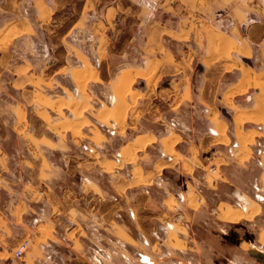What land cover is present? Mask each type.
Instances as JSON below:
<instances>
[{
	"label": "crops",
	"instance_id": "0c3cea01",
	"mask_svg": "<svg viewBox=\"0 0 264 264\" xmlns=\"http://www.w3.org/2000/svg\"><path fill=\"white\" fill-rule=\"evenodd\" d=\"M82 33L91 35L90 51L84 50L75 37ZM36 36L40 42L46 40L44 45L49 49L50 64L58 61L55 56L57 48H72V54L79 63L71 67L69 75L75 84H71V87L75 94H80L82 98L84 96L85 100L88 82L95 79L100 71V66H95L96 62L105 61L108 70L114 73L124 53L136 49L141 54L143 59L135 66L124 68L112 84L111 105L96 109L94 116L101 120L119 119L117 121L121 123L131 118L137 99H140L141 104L142 92H148V84L158 68L168 72L162 77L163 89H168L170 82L175 79L190 77L191 82L185 86L182 101L174 106L178 99L174 92L170 94L173 101L169 105L171 110L178 112L186 105L194 102L199 104L204 111L203 121H197L196 124L200 134L194 135L195 118L191 111L189 123L193 135L189 139L180 133L160 135L154 128L127 138L115 150L119 157L111 153L103 160H88L78 153L73 156L74 164H67V155L58 152L65 160L60 159L57 166L52 165L59 173L58 177H49L46 170L50 158L44 155L41 163L46 164L42 166L46 170L40 172L48 178L45 183L48 189L42 191L46 196L40 202L39 199L33 202L24 200L25 188L20 190L17 187L18 181L23 179L17 167L24 162L30 169L34 163L32 159H21L23 155L16 148V143H21L22 139L31 140L32 133L25 132L23 136H18V128H22L24 133L29 125H33V122H29L27 106H34L36 93H33L31 78L34 76L33 60L31 57L23 59L21 54L23 46L30 41L34 43ZM202 41L206 49L201 59L184 61L185 55L190 53L189 46L194 47ZM174 44L184 47L175 51ZM184 62L187 66L183 65ZM213 70L220 75L222 85L221 91L218 93V89L215 94L217 98L212 101L213 106L216 100L218 102L219 120L210 116L212 106L210 108L207 105L208 100L194 99L192 88L197 72L205 76ZM263 72L264 0H0V174L10 166L11 174L15 173L13 180L16 179L12 181V186L0 183V264H15L14 252L27 239L30 245L20 258L21 264H99L98 256L104 258L102 264H113V249L118 246L116 241L122 243L130 240L136 243L134 246L137 247H133L132 253L140 260V264H165L161 258L156 259L153 254L146 253L141 246L153 249L151 239H156V243L160 240L162 245H171L172 231L183 241V231H178L177 224L190 218L192 211L200 207V203L197 208L190 204L193 192L190 187L196 186L193 183L195 173L204 175L203 183L211 189L210 186L215 188L217 184L213 179L209 180L210 173L206 169L209 170V166L219 158L215 156L217 152L228 153L231 159L220 162V170H228L230 166L239 163V153L235 150L230 154L227 146L239 142L242 149H246L247 144L243 146L238 136L241 134L245 137L240 125L249 117L255 121L264 119V93L263 96L261 94L264 92L261 87L264 82ZM53 75L63 74L55 71ZM137 79L141 82L138 87L135 86ZM238 84L241 86L237 89ZM253 84L258 86V92L252 89L240 97V100L244 99L243 104L250 108L232 111L226 95L230 97L235 91ZM240 100L237 98V101ZM62 104H56L55 109L62 108ZM73 105L71 110L77 118L53 121L52 129L46 126L53 135L47 131L38 140L51 139L53 143H60L62 140L58 132L63 130L74 135L80 134L89 122L88 118L82 116V108L86 107V103ZM49 108L54 110L51 106L46 110ZM125 108L126 111H123ZM225 110L230 116L224 115ZM255 113L261 118L258 119ZM116 116L119 118L116 119ZM225 125L233 130L231 141L212 143L215 138L225 140ZM248 125L256 127L257 124ZM210 129L217 133H212ZM147 137H150L149 140ZM204 138H209L211 145L208 149H201L204 152L200 158L202 166L197 165L193 170L186 171L182 165H172L175 149L184 153L190 142H196L201 147ZM260 140L264 141V138L258 139V142ZM124 151H128L127 154ZM135 154L138 157L137 163ZM125 159L130 160L126 161L127 165L123 164ZM70 160L69 157L68 162ZM29 177L34 178L32 175ZM177 179L180 185L176 183ZM48 182H54V192ZM262 187L264 189V185ZM178 192L183 193V201L177 198ZM250 201L258 207L262 203L259 199ZM177 211L184 214L182 221H175ZM168 224L173 226L164 229ZM115 227H119L118 230ZM159 250L158 247L156 254L162 256ZM140 254L147 255L150 263L142 261ZM95 255L98 256L94 258Z\"/></svg>",
	"mask_w": 264,
	"mask_h": 264
},
{
	"label": "rangeland",
	"instance_id": "374dc122",
	"mask_svg": "<svg viewBox=\"0 0 264 264\" xmlns=\"http://www.w3.org/2000/svg\"><path fill=\"white\" fill-rule=\"evenodd\" d=\"M75 37L79 42H81L84 50L90 51L91 47L89 41L91 39V35L88 33H82L77 34ZM45 42V39H42L40 42L36 36L34 37V43L33 41H30L28 45L23 46L21 54L23 59H27V57L29 59V57H31V60H33L32 67L34 69V76L31 78L33 79V93H36L34 95V106H27V108H29V122H33V125H29L28 129L25 130L24 133H22V128H18V136H23L25 132L28 134L32 133L33 136L31 134V140L27 138L26 140L22 139V142L19 144L16 143V148L21 150V154L23 155L21 159L23 161H29L32 159L34 163L33 166L30 164V169L25 166L24 162H21L22 165H18L17 167L18 173L23 176L22 181H18L17 187H19L18 189L20 190L25 188L23 195L24 200L28 199V201L30 200L33 202L36 199H39L40 202L43 201L46 196L45 193L42 194V191H47L48 189V187L45 186L48 178L45 176L43 177V173L40 172L41 170H46L45 167H43L44 169L42 168V166H45L46 164L44 163V165H42L41 163L44 155L50 158V167L48 166V171L46 170V172H49V177H58L59 173L54 167H52V165L54 164L57 166L60 159L65 161L63 160V155H58V152L67 155L65 157L67 164H74L73 156H77L78 153H80L79 155L83 158L87 157L88 160H103L111 153L120 156L115 150L119 149L121 145L125 143L124 141L128 140L127 138H133L152 129L158 130L160 135H174L173 133H180L189 139L192 138L193 135L192 127H190L191 122L189 123V120H191V111L193 112V116L195 118L194 121L196 130L194 135L196 136L200 134V132L197 131L196 124L197 121H203L204 111L199 104L194 102L192 105H186L183 107V110L180 108L178 112L171 110L169 105L172 104L173 96L171 95L174 92L178 95V99L176 103H174V106L177 105L178 102L182 101L185 86L187 82H191L190 77L187 79H182L183 77H180L181 79H175L170 82L171 85L168 89H163L161 87L162 77L164 73L168 72L165 69L158 68L153 72V79L148 84V92H142V103L140 104V99H137L131 118L129 117L121 123L117 120H111L110 118L107 120H101L94 116L96 109L111 105L113 101L111 92L112 84L116 81L118 74L124 68L128 66H135L143 59L141 54L136 49H131L130 53H124V56L120 58V63L118 64V67H116L117 69H115L114 73L113 71L111 72L108 70V66L105 61L101 63L96 62L97 65L95 66H100V71L95 79L88 82L86 88L87 98L85 100L84 96L82 98L80 97V94H75L71 87V84H75L69 73L71 67L79 63V61H76L72 54V48H57L55 56L58 61L56 64H50L48 57L49 49L44 45ZM203 43L204 42L202 41L199 45L195 44L194 47L189 46L190 53L185 55L184 61L187 62L189 59L192 61H195V59L200 60L203 54H205L206 49ZM182 47L184 46L181 44H174L173 49L175 51H179ZM132 54L137 56H133ZM144 54L148 55L147 53ZM183 65L187 66L185 62ZM228 67L232 68V66ZM55 71H60L63 75H53ZM199 73L200 71L195 74L193 81L194 85H192V88L194 89V99L204 98L208 100L207 105L210 108L212 106L210 109V116L213 115L212 117H214V120H219L216 106L218 102L216 100L214 106L213 102L214 99L217 98L215 95L217 94V90L220 89L218 90V93L221 91L222 85H220V75H217L215 70H213L210 75L205 76L200 75ZM140 83L141 82L137 79L135 86H140ZM261 87L264 89V82L261 84ZM252 89L257 90V92L259 90L258 86L253 84L242 90L235 91L230 97H227L226 95L227 102L232 107V111L238 112L240 109L245 110L250 108V106L243 104L244 99L240 100V97H243ZM39 91L43 94L41 92L39 93ZM237 98H239L240 101H237ZM62 102V108L55 109L57 108L55 105L59 104L58 106H61ZM82 102L86 103L82 116L84 118H88L89 122L82 128L80 134L74 135L71 132L63 130L58 132V137L62 140L60 143H53L51 139L50 141L44 139L42 141L38 140L44 132L48 131L52 134L46 126H49V128L52 129L51 123H53V121L72 120L77 118L71 109L74 108L73 104ZM53 103L55 104L53 105ZM49 106H51L54 110L49 108L47 111L46 108ZM224 115L230 116L226 110ZM154 123L157 124V128ZM252 123L257 124L256 127L248 125ZM240 126L242 134L245 136L244 140H241L244 142L242 145L245 146V144H247V148L242 149L240 143L236 142L237 148L235 149V152L239 153V163H235V165L230 166L228 170L224 169L227 176L224 179H229L230 184H234L236 187L248 191L251 187L250 183L255 180H257L261 186L264 185V149L260 152L255 149L259 143L258 139H261L262 137L264 138V120L255 121L245 119ZM225 128V140L215 138L212 143L217 141L228 143L231 141V131L233 130H229L227 125H225ZM240 137V139H242V135H240ZM170 138L173 139V137ZM76 139H79V141ZM74 140H76V142ZM178 140H180V137ZM210 145L211 143L209 142V138H204L201 147L196 142H190L187 144L186 152L184 153L175 149L172 154V156L175 157L172 165H175V167L182 165L183 169L186 171L190 169L193 170V168L197 167V165L202 166L200 158L204 152H202L201 149H208ZM190 146H192V148L189 150ZM137 152L138 151H136V153ZM228 155V153L226 155L224 152H217L215 156L219 158L214 160L215 165L220 167V162H225L226 160L231 161ZM69 157L72 160L68 162ZM135 158L137 163L138 157L136 154ZM7 159H9V156ZM126 161L130 160H123V164H125ZM16 163L17 162H15V164ZM9 167L7 166V171L0 174V183L12 186V181L15 182L16 179L13 180L15 173L11 174ZM206 171L210 173L208 169H206ZM13 172H15V170H13ZM31 175L34 176V178L29 177ZM219 176L220 172L217 174L210 173L208 175L210 181L214 178L218 179ZM194 179L195 181H193V183L195 184L198 179L196 177H194ZM159 183L163 184L162 181ZM49 185L52 192H54V182H50ZM210 187L211 189H214L213 186ZM228 187L229 186L226 183H219L218 187H215L217 188L215 192L225 194L229 190ZM190 188L193 191L191 198L192 201L190 204L191 206L197 208L199 206L198 196L201 193L197 189V186H195V188L191 186ZM213 195L214 194L211 193L208 202L198 208L195 213H192L193 215L191 216L190 221L194 226L193 230L186 226V220L177 224L178 231H183V241L178 237L175 231H172L170 236L171 245H162L160 244V240H157L158 243H156V239H151V242L154 244L153 249L149 246L140 245L142 249L145 250L146 253L149 252L153 254L156 259L161 258V262L165 264H175V261H180L182 264H264V243L261 240L264 233V204L259 203L260 208L258 207V212L251 218L245 216L244 218L241 217L238 219L239 222L236 224L229 223L222 220L223 212L226 210L232 211L237 209H235L233 204L231 205L229 202L222 203L219 209H217L221 212V216L219 217L217 213H213L214 208H216L218 204L219 198ZM18 196L19 194H17V197ZM245 218L246 220L249 219L248 223L243 220ZM118 228L119 227H115V230H118ZM180 233L182 232H178V234ZM163 238H165V236ZM117 242L118 241H116V245L118 246H114L113 249V264H140V260L135 258L132 253L133 247H137L134 246L136 245L135 241L130 240L129 242ZM158 247L160 248L159 251L162 256L156 254ZM251 249L256 250L258 255V258H256L257 261L248 254V250ZM170 255L172 256L170 257ZM96 256L98 255L93 257L96 258ZM15 259V264H21V259L16 257ZM103 259V257L98 256L99 264L104 263ZM54 263L57 262L54 261Z\"/></svg>",
	"mask_w": 264,
	"mask_h": 264
},
{
	"label": "flooded vegetation",
	"instance_id": "af4514ba",
	"mask_svg": "<svg viewBox=\"0 0 264 264\" xmlns=\"http://www.w3.org/2000/svg\"><path fill=\"white\" fill-rule=\"evenodd\" d=\"M210 131L214 134L217 133L216 131H214L212 129H210ZM236 148H237L236 143H231L227 146V151L230 154H233ZM262 149H264V141L260 140L259 144L256 146V150L258 152H260ZM219 172H220L219 178L218 179L214 178L213 182L217 184L216 187H218L219 183L220 184L226 183L229 186L228 187L229 190L225 194H220V193L215 192L217 190V188L208 189L207 186L205 185V183H203L204 175L195 173V177L198 179L197 183L196 182L195 183H196L197 189L201 193L198 197L200 207L202 205H205L208 202L211 193L214 194L213 196L219 198L218 204H217L216 208H214V210H213V213L214 212L217 213L219 215V217L221 216V212H220V210H217V209H219L220 205L222 203H225V202H229V203H231V205L233 204V207H235V209H240V211H242L243 215H245V216L249 213L248 210H250L251 206L254 204L250 201V199H252L254 201L259 199L264 204V189L257 180L250 183L251 184L250 190L245 191L239 187H236L234 184H230L229 180H227V179L225 180L224 178L226 177V174H225L224 170H220ZM178 181L180 182V180L177 179L176 183L179 184ZM223 182H225V183H223ZM203 185H204V187H203ZM177 198L180 201H183L184 200L183 193L178 192ZM197 210L198 209L193 210L194 212L192 211V213H195ZM192 213H191V216L193 215ZM191 216H190V218H191ZM184 218H185L184 214H182L180 211H177L174 219H175V221H182ZM190 218L186 219V222H187L186 226L189 229L191 228L193 230L194 226L192 225ZM222 220L227 221L229 223H235V224L239 222V220L238 221H232V220L225 219V218L224 219L222 218ZM243 220H245V222L248 223L249 219L246 220V218H245ZM172 226H173V224H168V225H166V227L164 229H167V228L172 227ZM248 241H250V240H248ZM248 254L250 255V257L255 258V260L257 261L256 258H258V255H257L256 250H254V249L248 250ZM175 264H182V263L180 261H175Z\"/></svg>",
	"mask_w": 264,
	"mask_h": 264
},
{
	"label": "bare ground",
	"instance_id": "6f19581e",
	"mask_svg": "<svg viewBox=\"0 0 264 264\" xmlns=\"http://www.w3.org/2000/svg\"><path fill=\"white\" fill-rule=\"evenodd\" d=\"M84 70V69H83ZM77 71H78V69H77ZM82 71V70H81ZM140 72V71H139ZM145 72V71H144ZM78 73V72H77ZM83 73V72H82ZM88 73V72H87ZM126 73V72H125ZM123 74V75H126V74ZM128 73V72H127ZM264 73V72H263ZM90 74V73H89ZM89 74H87V76L89 75ZM129 74V73H128ZM135 74V73H134ZM82 75V74H81ZM90 76H91V74H90ZM130 76V75H129ZM133 76V75H132ZM142 76V75H141ZM148 76V75H147ZM245 76V75H244ZM247 76V75H246ZM82 77V76H81ZM92 77V76H91ZM250 77V75L248 76V78ZM135 78V77H134ZM247 78V77H246ZM246 78H244V79H246ZM247 78V79H248ZM262 79V78H261ZM88 80V79H87ZM126 80V79H125ZM86 81V80H85ZM122 81V80H121ZM132 81V80H131ZM130 81V83H132ZM246 81V83H247V80H245ZM250 81H252V79L250 80ZM119 83V82H118ZM244 83V82H243ZM242 83V85H244ZM251 83V82H250ZM80 84V83H79ZM84 84H86V83H84ZM120 84V83H119ZM119 84H117V85H119ZM239 85V84H238ZM247 85V84H246ZM116 86V85H115ZM240 86H241V84L237 87V89L238 88H240ZM126 88V87H125ZM242 88V87H241ZM81 89H82V87H81ZM116 89V88H115ZM123 89H124V87H123ZM124 90H126V89H124ZM263 90V89H262ZM117 92V91H116ZM233 92V91H232ZM263 93L264 92H262L261 94H262V96H263ZM119 94H120V92H119ZM261 96V97H262ZM121 97V96H120ZM125 98L126 97H124L123 98V100H125ZM263 99V98H262ZM118 100H120V99H118ZM120 101H122V100H120ZM124 103V102H123ZM258 101H257V105H258ZM125 104V103H124ZM264 104V103H263ZM118 105V104H117ZM126 105V104H125ZM128 105V104H127ZM80 106V105H79ZM264 106V105H263ZM262 106V107H263ZM83 107V106H82ZM120 107V106H119ZM117 108V107H116ZM124 108V107H123ZM119 109H121V108H119ZM262 109V108H261ZM82 110H83V108H82ZM264 110V109H263ZM104 111H105V109H104ZM115 111V110H114ZM123 111H126V108H125V110H123ZM259 111H260V109H259ZM106 112V111H105ZM257 112H258V110H257ZM263 112V111H262ZM78 113V112H77ZM115 114V113H114ZM245 114V113H244ZM255 114H257V113H255ZM101 115V114H100ZM239 115H241L240 113H239ZM102 116V115H101ZM107 116H108V114H107ZM259 115L257 114V117H258ZM102 117H104V116H102ZM117 117L118 116H116V119H117ZM236 117V116H235ZM241 117V116H240ZM252 117V116H251ZM105 118V117H104ZM103 118V119H104ZM119 118V117H118ZM259 118H261L260 116L258 117V119ZM264 118V117H263ZM117 120H119V119H117ZM249 120H250V117H249ZM252 120V119H251ZM260 120V119H259ZM264 120V119H263ZM237 122V121H236ZM242 122V121H241ZM240 122V123H241ZM239 123V122H238ZM239 123V124H240ZM243 123V122H242ZM79 124V123H78ZM83 124V123H82ZM66 125H69V124H66ZM65 125V126H66ZM76 125V124H75ZM77 126V125H76ZM79 126V125H78ZM71 127V126H70ZM73 127V126H72ZM225 127V126H224ZM61 128V127H60ZM75 128V127H74ZM78 129V128H77ZM59 130V129H58ZM222 130V129H221ZM219 131V130H218ZM238 131H239V129H238ZM239 133V132H238ZM239 135H241V134H238V136ZM221 136V135H220ZM222 137V136H221ZM225 137V136H224ZM240 137V136H239ZM247 137V136H246ZM142 138H144V137H142ZM148 138V137H147ZM150 138V137H149ZM149 138H148V140H149ZM138 139V138H137ZM246 139V138H245ZM147 140V139H146ZM240 140H244V138H243V136H242V139H240ZM150 141H152V140H150ZM246 141V140H245ZM134 142V141H133ZM142 142V141H141ZM145 142V141H144ZM144 142H143V144H144ZM146 142H148V141H146ZM139 143V142H138ZM241 143H243L244 144V142H242L241 141ZM246 143V142H245ZM167 144V143H166ZM130 145V144H129ZM246 145V144H245ZM140 146V145H139ZM244 146V145H243ZM129 148V147H128ZM131 148V147H130ZM168 148H170V147H168ZM167 148V149H168ZM243 148V147H242ZM247 148V147H246ZM130 150V149H129ZM128 150V151H129ZM168 150H170V149H168ZM128 151H126V152H128ZM171 151V150H170ZM125 152V151H124ZM125 152V153H126ZM171 153H172V151H171ZM124 154V153H123ZM127 154V153H126ZM130 154V153H129ZM125 155V154H124ZM130 156V155H129ZM132 159V158H131ZM134 159V158H133ZM260 207V206H259ZM249 211V213L246 215L247 217H252L253 215H255L257 212H258V205H256L255 203L251 206V208H250V210H248ZM241 217H245V215H243V212L242 211H240V210H226V211H224L223 212V218H225V219H229V220H232V221H237L238 219H240ZM261 240H262V242L264 243V233H263V235H262V237H261Z\"/></svg>",
	"mask_w": 264,
	"mask_h": 264
},
{
	"label": "built area",
	"instance_id": "2783aa9c",
	"mask_svg": "<svg viewBox=\"0 0 264 264\" xmlns=\"http://www.w3.org/2000/svg\"><path fill=\"white\" fill-rule=\"evenodd\" d=\"M220 171V168L217 167L215 164H212L210 167H209V172L211 174H217L219 173ZM30 245V240H24L22 241L18 247L16 248L15 252H14V256L18 259L22 258L26 252V250L28 249Z\"/></svg>",
	"mask_w": 264,
	"mask_h": 264
},
{
	"label": "water",
	"instance_id": "95a60500",
	"mask_svg": "<svg viewBox=\"0 0 264 264\" xmlns=\"http://www.w3.org/2000/svg\"><path fill=\"white\" fill-rule=\"evenodd\" d=\"M140 257L142 259V261L146 262V263H150V259L147 255L145 254H140ZM264 260V259H263Z\"/></svg>",
	"mask_w": 264,
	"mask_h": 264
}]
</instances>
